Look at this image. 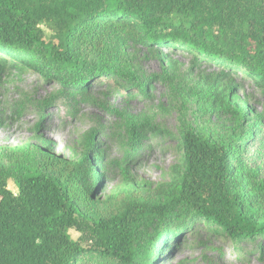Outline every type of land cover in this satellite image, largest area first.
<instances>
[{"label":"trees","instance_id":"trees-1","mask_svg":"<svg viewBox=\"0 0 264 264\" xmlns=\"http://www.w3.org/2000/svg\"><path fill=\"white\" fill-rule=\"evenodd\" d=\"M43 27L58 42H47ZM148 44L225 66L207 98L232 126L216 136L184 125V155L170 182L149 197L128 194L106 219L83 214L75 189L98 168L95 144L81 142L61 175L45 170L30 149L0 161V264H83L91 256L154 264L164 240L194 219L231 238H264V179L246 159L264 139L263 126L256 116L246 132L248 108L234 101L238 76L264 88V0H0V74L9 66L33 71L75 93L115 77L147 98L151 83H140L126 53ZM85 48L97 51V62Z\"/></svg>","mask_w":264,"mask_h":264},{"label":"rangeland","instance_id":"rangeland-1","mask_svg":"<svg viewBox=\"0 0 264 264\" xmlns=\"http://www.w3.org/2000/svg\"><path fill=\"white\" fill-rule=\"evenodd\" d=\"M43 30L47 42H58ZM85 50L86 59L97 62V51ZM126 57L140 83H151L147 98L115 77L75 93L33 71L20 74L9 66L0 74V161L30 149L45 170L61 175L71 170L81 142L95 144L98 168L75 189L81 212L96 220L112 216L116 202L128 194L149 197L170 182L172 168L184 155V125L216 136L232 126L230 116L211 109L207 98L210 81L227 71L222 64L187 50L149 44L130 47ZM237 85L234 101L249 112L245 131L260 116L264 135V88L243 76L237 77ZM246 159L264 179V139L247 150ZM8 187L18 194L13 180ZM84 189H93V196ZM186 226L164 240L154 264H264L263 237L231 238L198 219ZM70 235L74 241L80 237L74 229ZM83 264L116 263L91 256Z\"/></svg>","mask_w":264,"mask_h":264}]
</instances>
